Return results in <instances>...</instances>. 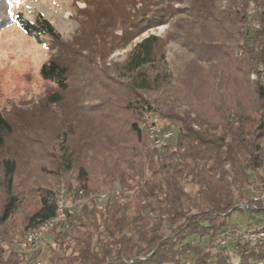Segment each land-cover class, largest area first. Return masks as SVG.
<instances>
[{"label":"trees","instance_id":"16d2710c","mask_svg":"<svg viewBox=\"0 0 264 264\" xmlns=\"http://www.w3.org/2000/svg\"><path fill=\"white\" fill-rule=\"evenodd\" d=\"M249 2L262 6L258 29L244 27ZM84 8L68 42L45 17L13 16L0 0V29L15 23L57 48L39 68L54 84L39 106L57 108L61 129L48 172L85 198L47 234L56 247L44 264H264V237L224 234L236 225L264 229L250 187L264 188V84L250 77L264 63V0H85ZM170 21L164 36L133 42ZM132 42L121 61L105 63ZM151 104L176 126L159 150L138 127ZM11 121L0 108V150ZM0 167V264H32L14 243L54 214L58 189L30 187L35 205L12 221L24 191L15 186V157H1ZM235 211L249 217L231 221Z\"/></svg>","mask_w":264,"mask_h":264},{"label":"rangeland","instance_id":"374dc122","mask_svg":"<svg viewBox=\"0 0 264 264\" xmlns=\"http://www.w3.org/2000/svg\"><path fill=\"white\" fill-rule=\"evenodd\" d=\"M226 1L228 0H219V3L225 5ZM9 2L13 16L19 12L22 17L32 22L41 15L52 24L63 41H72L79 31V21L84 19L80 9H85V0H9ZM249 7L252 8L244 21V27L248 18L252 15L257 16V11L262 8L256 2H249ZM85 12L87 9L83 11ZM170 23L171 21L144 31L140 36L135 37L133 42L139 41L147 34L164 36L170 30ZM117 29L119 32V28ZM133 42L125 48L114 49L106 56L105 63L111 65L121 61ZM50 43L48 37L34 38L19 29L15 23L0 29V108L10 116L13 124V132L6 137L5 146L0 150V159L3 156L15 157L17 162L15 186L17 185L18 190L24 191L25 198L24 204L14 214L12 221H19L22 215L35 205L34 198L26 197V191L30 187L35 189L39 184L48 185L51 182L54 183L55 189L60 187L55 184V176L48 172L54 164L51 155L55 152L56 137L61 131L58 126L59 111L54 106L49 107V110L39 106L42 97L54 87L53 83L44 81L39 75L40 66L52 53L57 52V48ZM172 50L167 52L168 60L174 55ZM169 65L172 67L171 63ZM93 67L91 65L86 68L91 72L96 70ZM64 115L63 118L66 119L67 115ZM95 142L98 147L100 143ZM88 163L90 166V162ZM1 171L0 167V195H2L1 189L3 190ZM75 174L76 169L72 172V175ZM186 188L189 189L190 186L187 185ZM248 215L245 211H235L231 215V221L236 217L244 220L249 217ZM251 219H255L254 214ZM259 220H263V217Z\"/></svg>","mask_w":264,"mask_h":264},{"label":"built area","instance_id":"2783aa9c","mask_svg":"<svg viewBox=\"0 0 264 264\" xmlns=\"http://www.w3.org/2000/svg\"><path fill=\"white\" fill-rule=\"evenodd\" d=\"M259 10L261 11L262 8ZM245 26L251 29L259 28L260 23L258 17L255 15L249 17ZM235 53L240 55L241 50L236 49ZM257 76L264 84V63L258 65V74L252 73L250 75L253 79ZM138 127L145 133L150 146L158 150L162 149L176 132L175 124L170 118L163 116L155 104L143 106L139 114ZM250 187L254 200L261 201L264 209L263 186H259V188H255L254 186ZM83 202H85L84 197H76L66 192L63 188H58L56 192V209L54 214L48 219L31 227L24 238L15 242L14 246L27 256L30 254L31 256L33 255L32 264H44L47 257H49L51 247H56L54 242L49 246L47 234L55 227L61 224L65 225L67 221V211L80 206ZM224 234L235 238L255 240L264 237V229H250L241 225H236L229 227ZM224 242L225 239H222L221 244H224Z\"/></svg>","mask_w":264,"mask_h":264}]
</instances>
